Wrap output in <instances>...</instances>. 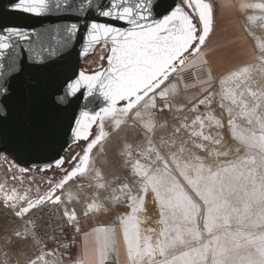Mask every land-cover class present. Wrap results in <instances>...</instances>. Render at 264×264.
Returning a JSON list of instances; mask_svg holds the SVG:
<instances>
[{
    "label": "rangeland",
    "instance_id": "obj_1",
    "mask_svg": "<svg viewBox=\"0 0 264 264\" xmlns=\"http://www.w3.org/2000/svg\"><path fill=\"white\" fill-rule=\"evenodd\" d=\"M257 4L264 5V0H254L253 7ZM254 9L260 16L248 25L258 51L251 64L220 75H212L208 68L209 78L198 89L184 87L178 70L160 90L147 96L153 95L152 102L141 105L142 100L134 108L118 109L100 121L98 132L102 125L103 138H109L111 144L102 160V179L92 181L100 193L106 191L105 198L99 197L105 202L94 200L84 214L96 216L94 220L99 222L108 220L119 229L124 264H223L221 260L233 251L243 255L248 237L242 238V230L225 237L221 215L213 213L210 205L220 207L217 196L225 189L231 195L235 182L228 177L231 172L232 178L246 174L257 178L255 155H240L244 153L238 149L240 142L264 152V9ZM92 62L85 68L90 69ZM163 96L170 99L169 105L153 115L152 109ZM102 139L89 152L86 170L68 180L77 186L60 203H54L64 216L70 217L69 207L77 205L79 198L82 201L78 192L84 186L79 184L94 174ZM237 160L247 166L244 171L238 169ZM115 175L126 179L125 194L117 200L109 191ZM104 214L106 220L100 216ZM128 217L131 222H121ZM20 221L13 238L21 229ZM17 251V263H27L28 257ZM47 253L52 264H57V257Z\"/></svg>",
    "mask_w": 264,
    "mask_h": 264
},
{
    "label": "snow or ice",
    "instance_id": "obj_2",
    "mask_svg": "<svg viewBox=\"0 0 264 264\" xmlns=\"http://www.w3.org/2000/svg\"><path fill=\"white\" fill-rule=\"evenodd\" d=\"M191 2L189 0L190 5ZM194 4L200 28L180 6L171 7L157 19L154 10L159 6L158 0H80L75 6L69 0H58L57 13L78 19L60 20L59 26L48 21L49 26L37 32L35 25L15 23L7 17L24 14L41 18L38 25H43V18L54 11L50 0H11L0 9V157L20 167L14 153L31 150L55 137L57 125L49 118V108L63 111L74 99H87L98 93L104 106L95 113L84 111L79 119L73 118L74 138L87 140L90 128L98 119L112 117L118 105L130 103L143 91L166 81L176 71L178 63H183L182 54L193 47L199 50L211 30V5L203 0H194ZM254 7L264 9L260 4ZM81 29L88 47L111 42L107 67L92 74L76 72L49 96L39 70L54 62L70 44L74 45ZM25 65L36 71L27 73ZM103 137L101 125L100 134L87 144L83 157L70 171L62 167L63 156L51 161L65 173L60 181L50 184L51 194L32 199L17 196L13 191L5 196V205L13 209L18 208V202L24 205L16 211L17 216H22L45 203H60L56 190L85 170L89 152ZM50 166L40 167L43 170ZM27 170L20 168L21 172ZM69 220H76L75 213ZM131 221L132 217L121 220L122 223Z\"/></svg>",
    "mask_w": 264,
    "mask_h": 264
},
{
    "label": "crops",
    "instance_id": "obj_3",
    "mask_svg": "<svg viewBox=\"0 0 264 264\" xmlns=\"http://www.w3.org/2000/svg\"><path fill=\"white\" fill-rule=\"evenodd\" d=\"M207 1L212 7L211 31L200 48V52L198 51V56L196 54V58L192 56L188 59H191L193 63L187 67L204 64L212 75H220L251 64L256 59L258 51L255 40L248 31V25L253 18L256 19L260 16V13L253 7L254 0ZM262 21L264 22V19ZM186 88L191 89V87ZM150 98V102H152L153 95ZM78 200L77 205H69L71 215L75 213L76 220L70 221L69 217L65 216L76 233L77 243L69 253L64 255L49 250L36 252L31 245L18 242L16 236L14 238L11 236L15 242L13 245L5 243L6 236L2 235L6 231H2L4 229L1 227L3 225L1 217L16 226L20 219L31 215L33 211L21 218L10 214L9 210L0 211V251L6 252V256L0 258V264H5V262L6 264H18L20 259L15 256V250H18L23 257L28 256V262L24 264H52L54 261L47 252H51L57 257V264H124L119 229L106 220L108 217L106 214L100 215L106 216L104 217L106 222L94 220L96 216H86L85 210L93 206L94 202L87 204L85 198L82 201L80 198ZM111 211L109 209L108 213ZM12 224H9L8 227Z\"/></svg>",
    "mask_w": 264,
    "mask_h": 264
},
{
    "label": "water",
    "instance_id": "obj_4",
    "mask_svg": "<svg viewBox=\"0 0 264 264\" xmlns=\"http://www.w3.org/2000/svg\"><path fill=\"white\" fill-rule=\"evenodd\" d=\"M9 2H11V0H0V9H3ZM57 2L58 0H50L51 6L53 7L54 11L51 14V16L43 18L45 22L43 25H38L39 23H41V20H40L41 18L27 17L24 14H14L10 17H7V19L12 22L23 24L26 26L35 25L37 32L43 31L45 27H48L49 26V24L47 23L48 21L56 22L57 26H59L58 22L60 20L78 19L77 16L64 15L61 13H57L55 11V5ZM79 2L80 0H69V3L73 6L77 5ZM203 2L209 3L207 0H203ZM158 3H159L158 8L154 10V15L157 19H159L160 16L164 14L167 10H170L171 7L180 6L181 10L185 12L187 15H189L190 19L197 26V28L201 27L198 13L196 9L194 8L195 7L194 0H192L191 5L189 4V0H158ZM83 31L84 30L81 29V33L80 35L77 36L74 42V45L70 44L69 48L64 50L63 54L55 58L54 62H52L51 64L39 70L38 75L41 78H43L44 81L46 82L47 94L49 96H51L52 93H54L66 79H68L69 77H72L74 73L79 72V71H84L87 74H92L97 71H103L107 67V57L110 54L111 42L110 41L106 43L102 42L100 44H95V45H92L91 47H88L86 43L83 41ZM197 34H199V32ZM203 45H201V47ZM199 50L193 47L192 49L184 52L181 56L183 63L182 64L178 63L176 71L190 57L197 54ZM94 58H98L100 62L97 65L91 67L90 69H86L85 65L87 63L90 64V62H92ZM25 71L29 74H32L36 70L30 66L25 65ZM176 71L173 72L170 76L176 73ZM166 81H163L159 85L154 86L152 88H148L147 91H143L138 97L133 99L130 103L118 105L117 110L118 109L130 110L134 108L142 100H144L145 97H147L152 92L160 88ZM103 106H104V103L97 93L96 95L89 97L87 99H83V98L79 100L74 99L71 102V104L68 107H66L63 111H57L55 109L49 108L48 109L49 118L52 121H54L57 125L56 136L51 138L47 142L37 147H34L31 150L18 151L14 153V159L16 161V164H18L20 167H23L25 169H28L31 171H37L41 174H44V173H50V172L59 170L58 168L55 167L54 164H51V161L57 156H63L65 158V163H66V155L71 149L75 148L76 146L77 147L79 145L84 146L83 147V155H84V151L87 147V144L90 143L91 140L95 139L97 135H99L100 131L98 132V129L100 127V120L98 119L90 128L87 140H84V139L76 140L72 133L73 118L75 117L79 119L80 113L84 111H87L89 113H95L96 111L99 110L100 107H103ZM83 155L81 156V158L83 157ZM74 157H72L69 160L68 164H71V161H73ZM77 163H79V161ZM33 164L37 165V167H30ZM45 164H50L51 166L47 169L42 170L40 166L45 165ZM28 170L24 171L23 173H28ZM1 173H0V182H1L0 187L4 188L3 186L6 185V182H5L6 176L5 175L2 176ZM29 184H31V182H29ZM10 186H11L10 188L8 187L9 189L7 188L9 190L8 192L10 195L13 193V191H15L17 196H27L29 198L35 199L41 195L51 194L49 192V188H50L49 184H47L46 187L43 189H40V187H38V190H36L37 189L36 188L34 189V191H32V189L28 190V182L24 183L23 181H20V180L15 181L13 185L11 184ZM59 189H57L56 191H58ZM28 192L32 193V195L28 196ZM23 206L24 205L22 204L19 205V202H18V208L23 207ZM18 208L13 209L12 207H7L5 205V199L0 197V211L1 212H5V210H9L11 212L10 214L14 215L17 218H21L24 215L22 216L16 215V211L18 210ZM37 208L31 209L28 213L34 211Z\"/></svg>",
    "mask_w": 264,
    "mask_h": 264
},
{
    "label": "bare ground",
    "instance_id": "obj_5",
    "mask_svg": "<svg viewBox=\"0 0 264 264\" xmlns=\"http://www.w3.org/2000/svg\"><path fill=\"white\" fill-rule=\"evenodd\" d=\"M199 52L197 53V55L196 54L195 55L198 56ZM195 55H194V58H196ZM191 61H192L191 59L186 61V63L183 64V67H186L189 64L193 63ZM202 65H204V64H202ZM194 66H196V65H194ZM207 70H208V67H207ZM208 78H209V70H208ZM149 100H150V97H147L145 100H143V104H141V105L148 104ZM102 140H103V142L101 144L102 146L100 145L102 147V150L99 153L97 152L98 154H97L96 159L94 161V164H95L94 174L91 172L92 175H90V176L87 175V180H85L83 182L81 181V184H79L80 186L83 185L84 187L82 186L83 187V188H81L82 190L78 193L80 195H82V199L85 198V201L87 204L94 202V200L101 202L102 205L105 202V201L99 199V197L101 196L103 199L104 195H106V191L100 193L99 187L95 188V186L93 185V181H92V179H94V177H99L100 179H102V175H104V173H105V169L102 166V160L105 158L106 149L109 147V145L111 143H110L109 138H106L105 140L103 138ZM243 142L244 141L240 142L239 143L240 145L238 146V149L241 152H244V153H241L240 155H243V156L248 155V154L253 155V156L255 155L254 157L256 158V164H257V167L255 168V170L257 173V178L252 177L250 175H249L250 176L249 177V176H247V174H246V176L241 175V176H238L237 178H232L230 176V174L232 173L231 172L228 177H230L231 181H235L233 183V189L230 187V194L231 195L228 196V189L221 191V193L219 195L217 194L218 195L217 197L219 198V200L222 201L220 207L219 206L218 207L217 206L212 207V205H210V209L213 211V213L221 215L220 218H221L222 229H223L222 232H224L223 235L225 237H228V238L234 237L232 235L233 232H236L238 230H240V231L242 230V233L244 234V235H242V238L246 239L248 237V241H249L248 243H246L247 245L243 246V251H244L243 255H240V256L235 255V254H237V252L232 250L233 254L227 255L223 260H221V262L223 264H264V160H263V158H261V155L262 154L264 155V152H263V149H261V147H257V146H253V145L250 146L251 149H249L248 144H246V142H244V143ZM248 149L253 153H250V151ZM233 150L236 151L235 149H233ZM234 162L238 166V169L240 171H244L245 168H247V166L242 164L241 161H239V160H237V162L236 161H234ZM249 168H251V167H249ZM244 174H245V172H244ZM75 186H77V184H75L74 182H68L66 185L62 186L61 189L56 191V195L60 196V202H61V200H63L65 198V195L68 191L74 190ZM211 194H215V193H211ZM213 196H215V195H213ZM226 198H227V201H225ZM226 215H227V217H226ZM224 216H225V218L223 219ZM1 218H2L1 222L3 224L1 227L4 229L2 231H6V233L4 235H2V236H6L4 238V241L7 244L13 245L15 242L11 238V236L13 235L14 231L18 227V224L15 226V224L8 223L5 218H3V217H1ZM9 224H12V225H10L8 227ZM6 227H8V229H5ZM217 227H218L219 232L221 233V229L219 228L218 225H217ZM231 229H234V231H230ZM250 229H252V230H250ZM217 237H219V236H217ZM20 251H22V250H20ZM222 251H223V248L220 249V253H222ZM15 252H16V250H15ZM17 252H19V251H17ZM228 252H229V250H228ZM217 256H218V254H217Z\"/></svg>",
    "mask_w": 264,
    "mask_h": 264
},
{
    "label": "built area",
    "instance_id": "obj_6",
    "mask_svg": "<svg viewBox=\"0 0 264 264\" xmlns=\"http://www.w3.org/2000/svg\"><path fill=\"white\" fill-rule=\"evenodd\" d=\"M179 77L184 86L198 89L208 79L205 65L183 67L179 69ZM170 103V99H159L152 109L153 115L160 114ZM126 179L123 175H115L109 181V191L114 199H121L125 194ZM21 229L16 235L20 243L28 244L36 252L53 251L60 255L69 253L76 245V233L69 220L60 212L54 203H45L35 209L31 215L21 219ZM6 256L0 251V258Z\"/></svg>",
    "mask_w": 264,
    "mask_h": 264
},
{
    "label": "flooded vegetation",
    "instance_id": "obj_7",
    "mask_svg": "<svg viewBox=\"0 0 264 264\" xmlns=\"http://www.w3.org/2000/svg\"><path fill=\"white\" fill-rule=\"evenodd\" d=\"M99 62L100 60L97 58L96 61L92 62V67L97 65ZM89 65H91V63ZM83 147V145H79L78 147L76 146L68 152V154L66 155V163L63 166L64 169L71 170L74 164L79 161V159L83 155ZM74 156L76 158L75 161L71 164H68L69 160ZM20 168L21 167L12 165L10 160H5L3 157H0V173L2 172V176H6V185L3 186L4 188L0 187L1 198L5 199L6 195H10L8 189L11 187L10 185H13V183L17 180L23 181L24 183L28 182V190L32 189V191H34V189L36 188V190H38V187H40V189H43L47 184L50 185L54 181L61 180V178L65 175V173L60 169L50 173L41 174L37 171L31 170H28V173H23L20 171ZM29 182H31V184H29ZM31 195L32 193L28 192V196Z\"/></svg>",
    "mask_w": 264,
    "mask_h": 264
}]
</instances>
